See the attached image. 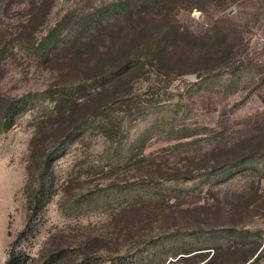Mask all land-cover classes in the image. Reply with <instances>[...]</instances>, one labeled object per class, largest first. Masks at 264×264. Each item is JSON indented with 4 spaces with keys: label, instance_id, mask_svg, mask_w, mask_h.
I'll use <instances>...</instances> for the list:
<instances>
[{
    "label": "rangeland",
    "instance_id": "obj_1",
    "mask_svg": "<svg viewBox=\"0 0 264 264\" xmlns=\"http://www.w3.org/2000/svg\"><path fill=\"white\" fill-rule=\"evenodd\" d=\"M257 249L264 0H0V264Z\"/></svg>",
    "mask_w": 264,
    "mask_h": 264
},
{
    "label": "trees",
    "instance_id": "obj_2",
    "mask_svg": "<svg viewBox=\"0 0 264 264\" xmlns=\"http://www.w3.org/2000/svg\"><path fill=\"white\" fill-rule=\"evenodd\" d=\"M18 102H14V103H9V106H8V113L6 114V117H10V119H12V117H14L15 115V111L18 110ZM14 125V122L12 120V122L7 126V128H10ZM70 131V130H69ZM73 132H69L68 134H70ZM68 138V137H67ZM37 137H34V139L31 141V146H32V151H33V154L35 156L36 154V150H33V146L35 145V141H36ZM65 139V138H64ZM31 170V168L28 169V171ZM29 173L31 174V172L29 171ZM43 179V178H42ZM259 249L257 250H254L253 252H245L244 255H243V258H241V260L237 263V264H255L256 262H258L259 260H261L262 256H261V252H259Z\"/></svg>",
    "mask_w": 264,
    "mask_h": 264
},
{
    "label": "water",
    "instance_id": "obj_3",
    "mask_svg": "<svg viewBox=\"0 0 264 264\" xmlns=\"http://www.w3.org/2000/svg\"><path fill=\"white\" fill-rule=\"evenodd\" d=\"M184 77L188 80H196L197 79L196 74H188V75H185Z\"/></svg>",
    "mask_w": 264,
    "mask_h": 264
}]
</instances>
